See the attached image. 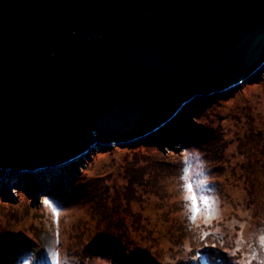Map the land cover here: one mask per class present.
Masks as SVG:
<instances>
[{
  "label": "water",
  "instance_id": "95a60500",
  "mask_svg": "<svg viewBox=\"0 0 264 264\" xmlns=\"http://www.w3.org/2000/svg\"><path fill=\"white\" fill-rule=\"evenodd\" d=\"M264 72V0H0V182L165 131Z\"/></svg>",
  "mask_w": 264,
  "mask_h": 264
},
{
  "label": "rangeland",
  "instance_id": "374dc122",
  "mask_svg": "<svg viewBox=\"0 0 264 264\" xmlns=\"http://www.w3.org/2000/svg\"><path fill=\"white\" fill-rule=\"evenodd\" d=\"M173 124L170 130L166 127L134 147L95 148L68 165L66 171L63 168L49 171L43 177L37 173L19 174L14 182L5 178L0 185V230L20 246L14 251L17 258L13 264H33L32 256L45 259L36 238L45 242L49 234H54L53 230L60 235L57 243H61L63 256L56 260L57 252L49 249L47 258L54 264H261L264 261L261 240L264 237V72L224 94L195 98ZM150 138H158L155 145L171 157L178 170L192 166L190 180H194V185L203 181L196 188L197 195L207 196L212 202L211 220L206 222L201 215L193 225L188 219L183 173L175 179L164 171H150L156 161L154 152L145 149ZM213 138L215 153L223 156L222 162L214 163L216 166L208 163L217 173L213 178L216 191H212L213 185L208 182L214 174H207L204 165L192 159L176 158L186 150L187 157L195 159L199 150L214 146ZM192 142L199 144V150L187 147ZM136 160L141 163L139 166L133 163L134 172H143L147 167L143 160L151 161L143 184L153 185L158 196L151 194L148 185L135 189L136 203L130 207L120 202L125 212L119 216L109 202L100 206L90 199V186H100L101 182L111 191L106 200L118 199L131 187L127 166ZM88 182L91 184L87 185ZM77 185H81L80 192L75 194L73 187ZM161 197H165L164 201ZM48 214L54 224L48 221ZM118 217L120 221H116ZM100 234L104 237L95 241ZM7 243L0 239V251L13 245ZM106 243L113 247L105 246ZM216 256L219 258L214 260Z\"/></svg>",
  "mask_w": 264,
  "mask_h": 264
},
{
  "label": "trees",
  "instance_id": "16d2710c",
  "mask_svg": "<svg viewBox=\"0 0 264 264\" xmlns=\"http://www.w3.org/2000/svg\"><path fill=\"white\" fill-rule=\"evenodd\" d=\"M173 123L168 126V130H170L171 127H174ZM174 131H175V129L171 130L170 133H173ZM168 134H169V132H168ZM210 138L212 139L211 134H210ZM152 139H154V138H150L147 141L148 143L145 144V146H146L145 149H147L148 152H154L153 154L156 157V161L151 164V161L143 160V163L147 164V167H144L143 172H138L137 170L134 172L135 169L133 170V163L136 164V166L137 165L139 166L140 163H141L140 161L136 160L134 162L128 163V166H127L128 167V169H127V179L132 178V180H129V185L131 187L126 188V190L123 192L122 195H120L118 197V199L112 197V199L107 201L106 197L108 199V196H109L111 191L108 192V189L105 188L104 183L101 182L100 186H90V191H91L90 192V199L95 201V202H98L100 204V206L106 205L109 202L110 205L114 208L115 214H117V216H119L121 212H125L124 210H122V205L120 204V202H123V203L125 202L130 207L132 206L133 203H136V196L134 197L135 189L145 188L148 185V187L151 189V194L158 196V194H157V192L155 190V187L153 185L147 184L145 186L143 184L144 174L146 173L145 171L149 168L150 164H151L150 171L153 172V173H159L160 171H164V172H166V176H171L170 178H175V179L178 178L177 174H179V177H181V173H183V175H184L185 169H181L180 168V170H178L179 167H176L172 163L171 157L170 156H166L165 153L162 151V149L159 146L155 145L156 141L158 140V138L155 139L156 141L152 140ZM213 139H214V146L213 147L204 148V149L201 147L202 148L201 152H203L204 154H202L200 152V150L198 148V146H199L198 143L193 145V142H192L191 145L187 146L188 148L192 147L194 149H198L199 150L198 153L195 152L196 153V155L194 156L195 159L193 157H189L188 158L186 150L183 151L180 155H176V158H177V160H183L184 158L185 159H192V160H195L198 165H200V164L204 165L206 167L207 174L208 173L210 175H211V173L214 174L213 176H211L208 179V182L213 185L212 186V191H216L215 190L216 186H214V185H217V183L215 181H213V178L217 177V173H216V170H215L214 167H212V166L210 168L208 167V163L210 162L211 165L216 166L214 163H216L218 161L222 162L223 161V156H222V154L220 156H217V154L215 153V147H216L215 146V141H216V139L215 138H213ZM253 145H255V144H253ZM258 146H260V145H258ZM262 148L260 149L261 152H262ZM221 153H222V151H221ZM192 171H193L192 170V166H190V169L189 168L187 169V175H188L189 178L191 177ZM81 179H82V177L78 178V180L76 181V184H78ZM191 181H192L193 184H195L194 180H191ZM90 184L91 183L88 182L87 185H90ZM96 185H98V184H96ZM79 187H81V185L80 186L77 185V186L73 187L75 194L80 192V190L78 189ZM106 187H108V186H106ZM98 188H100V189H98ZM53 189L55 190L56 188H53ZM66 195L67 196L69 195L70 198L74 197V195L72 193L71 194L67 193ZM161 199L164 201L165 197H161ZM48 217H49L48 221L51 224H54L52 216L48 214ZM229 217H230V215H229ZM120 220L121 219L118 217V220H116V221H120ZM53 232H54V234L53 233H52V235L49 234L48 237L46 238L45 242L40 241L38 239V237L36 238L37 245H38V247L42 248L43 256L45 257V259H43L41 257L37 258V256H35V257L32 256L30 258V261L33 264H54V262H52L51 259L47 258V253H48L49 249H51V251L53 250V251L57 252V257L58 258H56V260L62 259V257H63L62 256V251H61L62 248L60 247L61 243L59 245L57 243V239L59 238L60 235L58 234V232H56L54 230H53ZM103 237H104V235L100 234L99 237L95 241H98V240L102 239ZM76 238L79 240V236H77ZM105 238H107V237H105ZM0 239H1L2 243H5V242L7 243L8 242L7 244L9 246L11 244H13L10 247L9 250H1L0 251V264H13L15 262L16 258H17L16 257L17 253H14V251H16V249L17 250L20 249L19 248L20 246H17L14 240H10L9 238H7V233L4 230H0ZM59 239H61V238H59ZM60 242H61V240H60ZM113 243H116V242L113 241ZM104 245L108 246V247H111V248L113 247V246H111L108 243H106ZM13 256H14V258H13ZM3 257H5V258H3ZM217 258H219V256H216L214 260H216Z\"/></svg>",
  "mask_w": 264,
  "mask_h": 264
},
{
  "label": "snow or ice",
  "instance_id": "6c2138e0",
  "mask_svg": "<svg viewBox=\"0 0 264 264\" xmlns=\"http://www.w3.org/2000/svg\"><path fill=\"white\" fill-rule=\"evenodd\" d=\"M181 178L184 181V191L187 193L185 199L188 201L189 204L188 219L190 220V222L195 225L197 219L201 217V215L204 216L206 222L211 220L213 218L211 200L207 196L197 195L196 193V188L200 187V184H202L203 181H201L200 184L194 185L187 175V169H185L184 175ZM53 213L56 214L55 208L53 209ZM261 240L262 246H264V237H261ZM212 247L215 246L213 245ZM212 255H215V253H213ZM261 264H264V261H262Z\"/></svg>",
  "mask_w": 264,
  "mask_h": 264
},
{
  "label": "bare ground",
  "instance_id": "6f19581e",
  "mask_svg": "<svg viewBox=\"0 0 264 264\" xmlns=\"http://www.w3.org/2000/svg\"><path fill=\"white\" fill-rule=\"evenodd\" d=\"M258 76V75H257ZM194 102V101H193ZM189 105H192V102H190V103H188V104H186V106H189ZM173 123V122H172ZM172 123H170L169 125H171ZM169 125H167L166 127H168ZM166 129V128H165ZM159 132L160 131H157L154 135H152V136H155V135H157V134H159ZM75 161H72L71 163H74ZM77 163V162H76ZM69 164H64V165H61L60 167H58L59 168V170L61 169V168H63V170H68L69 169V167L71 166V164H70V166H68ZM77 165V164H76ZM49 172V171H48ZM38 176L39 177H43V175L42 174H38ZM8 179H12V182H14V181H16V178H11V177H8ZM3 183V181L2 182H0V185ZM19 183V181H17V184Z\"/></svg>",
  "mask_w": 264,
  "mask_h": 264
}]
</instances>
